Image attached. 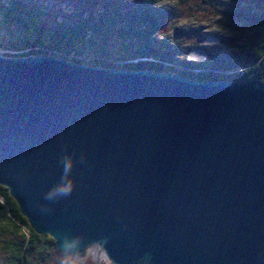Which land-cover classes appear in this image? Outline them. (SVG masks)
<instances>
[{
    "label": "water",
    "instance_id": "1",
    "mask_svg": "<svg viewBox=\"0 0 264 264\" xmlns=\"http://www.w3.org/2000/svg\"><path fill=\"white\" fill-rule=\"evenodd\" d=\"M0 185L57 258L264 264V80L0 50Z\"/></svg>",
    "mask_w": 264,
    "mask_h": 264
},
{
    "label": "trees",
    "instance_id": "2",
    "mask_svg": "<svg viewBox=\"0 0 264 264\" xmlns=\"http://www.w3.org/2000/svg\"><path fill=\"white\" fill-rule=\"evenodd\" d=\"M163 2L140 0L131 5L129 0H101L102 11L63 14L59 7L42 1L0 0V23L5 28L0 50L5 54L52 52L74 62L164 69L200 79L257 76L264 80V39L246 50L247 62L232 57V52L219 55L224 70L205 67L209 65L206 63L185 62L183 67L172 64L171 57L160 54L154 44L161 14L156 5ZM167 10L172 11L171 6ZM239 50L245 51L241 47ZM234 69L238 70L231 71ZM0 197V251L4 255L0 264H49L55 255L53 238L31 228L3 185Z\"/></svg>",
    "mask_w": 264,
    "mask_h": 264
},
{
    "label": "rangeland",
    "instance_id": "3",
    "mask_svg": "<svg viewBox=\"0 0 264 264\" xmlns=\"http://www.w3.org/2000/svg\"><path fill=\"white\" fill-rule=\"evenodd\" d=\"M37 1L59 7L63 14L81 11L87 14L104 8L101 0ZM138 1L140 0H129V3L132 5ZM156 6H159L157 11L161 14L159 27L154 32V44L158 46L160 54L171 57L172 64L179 67H183L185 62L206 63L209 65L205 67L218 66L216 68L224 70L219 55L223 57L232 52V57L236 55L240 62H247L249 57L246 50L264 39V0H164L163 4ZM170 6L172 11L168 12L170 9L167 8ZM4 36L5 28L0 23V38ZM240 47L245 51H240ZM194 52L196 55H193ZM240 66L244 67V64ZM236 70L238 69L231 71ZM3 257L0 251V261ZM55 262L56 258L53 256L49 264ZM59 264L95 262L89 254L82 261L62 257ZM100 264H106V261L100 258Z\"/></svg>",
    "mask_w": 264,
    "mask_h": 264
},
{
    "label": "flooded vegetation",
    "instance_id": "4",
    "mask_svg": "<svg viewBox=\"0 0 264 264\" xmlns=\"http://www.w3.org/2000/svg\"><path fill=\"white\" fill-rule=\"evenodd\" d=\"M54 256H55V258H56V262H55V264H59V263H60V260H61L62 257H69V256H62V257H60V258H57L56 255H54ZM69 258H71V257H69ZM74 260H75V259H74Z\"/></svg>",
    "mask_w": 264,
    "mask_h": 264
},
{
    "label": "clouds",
    "instance_id": "5",
    "mask_svg": "<svg viewBox=\"0 0 264 264\" xmlns=\"http://www.w3.org/2000/svg\"><path fill=\"white\" fill-rule=\"evenodd\" d=\"M70 190H71V186L70 185L65 188V192H68Z\"/></svg>",
    "mask_w": 264,
    "mask_h": 264
},
{
    "label": "bare ground",
    "instance_id": "6",
    "mask_svg": "<svg viewBox=\"0 0 264 264\" xmlns=\"http://www.w3.org/2000/svg\"><path fill=\"white\" fill-rule=\"evenodd\" d=\"M194 50H197V49H194ZM194 50H193V51H194ZM193 55H196V53L194 52Z\"/></svg>",
    "mask_w": 264,
    "mask_h": 264
}]
</instances>
